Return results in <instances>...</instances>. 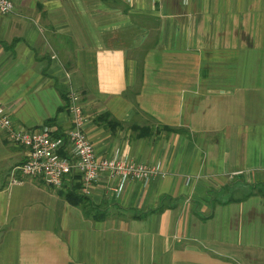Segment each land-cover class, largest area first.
<instances>
[{
  "label": "crops",
  "instance_id": "0c3cea01",
  "mask_svg": "<svg viewBox=\"0 0 264 264\" xmlns=\"http://www.w3.org/2000/svg\"><path fill=\"white\" fill-rule=\"evenodd\" d=\"M10 1L2 113L61 136L71 85L96 158L155 174L72 204L0 131V264H264V0Z\"/></svg>",
  "mask_w": 264,
  "mask_h": 264
},
{
  "label": "built area",
  "instance_id": "2783aa9c",
  "mask_svg": "<svg viewBox=\"0 0 264 264\" xmlns=\"http://www.w3.org/2000/svg\"><path fill=\"white\" fill-rule=\"evenodd\" d=\"M13 7L10 0H0V14L11 13ZM66 110L71 127L65 134L55 136L54 128L49 125L39 129L15 127L0 109V131L11 144L27 152L25 163L19 166L24 178L39 179L56 190L79 185L78 192L85 197L104 173L118 178V191L129 179L150 182L155 170L149 165L117 157L96 158L85 131L87 117L81 96L71 85L66 92Z\"/></svg>",
  "mask_w": 264,
  "mask_h": 264
},
{
  "label": "trees",
  "instance_id": "16d2710c",
  "mask_svg": "<svg viewBox=\"0 0 264 264\" xmlns=\"http://www.w3.org/2000/svg\"><path fill=\"white\" fill-rule=\"evenodd\" d=\"M164 130H171L170 128L168 127H165L163 128ZM140 131V134L141 135H144L145 133L144 130H139ZM79 185H73L71 187H68L67 188V192H66V195H65V198L68 202L72 203V204H76V205H79L80 202H82L86 197L81 195L79 192ZM162 202V201H161ZM160 208L163 207V204H160L159 206ZM158 207V209H160Z\"/></svg>",
  "mask_w": 264,
  "mask_h": 264
}]
</instances>
